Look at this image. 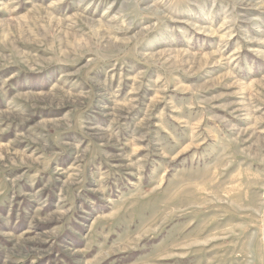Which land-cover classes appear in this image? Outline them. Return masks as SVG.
I'll use <instances>...</instances> for the list:
<instances>
[{
  "label": "rangeland",
  "instance_id": "obj_1",
  "mask_svg": "<svg viewBox=\"0 0 264 264\" xmlns=\"http://www.w3.org/2000/svg\"><path fill=\"white\" fill-rule=\"evenodd\" d=\"M264 0H0V264H264Z\"/></svg>",
  "mask_w": 264,
  "mask_h": 264
},
{
  "label": "bare ground",
  "instance_id": "obj_2",
  "mask_svg": "<svg viewBox=\"0 0 264 264\" xmlns=\"http://www.w3.org/2000/svg\"><path fill=\"white\" fill-rule=\"evenodd\" d=\"M263 197H264V194H263Z\"/></svg>",
  "mask_w": 264,
  "mask_h": 264
}]
</instances>
